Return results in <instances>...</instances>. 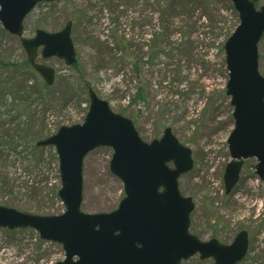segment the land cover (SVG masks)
Segmentation results:
<instances>
[{"label":"rangeland","instance_id":"rangeland-1","mask_svg":"<svg viewBox=\"0 0 264 264\" xmlns=\"http://www.w3.org/2000/svg\"><path fill=\"white\" fill-rule=\"evenodd\" d=\"M207 1L189 12L197 30L191 38L194 43L187 46L177 30L170 37L177 48L173 58L164 54L152 63L148 55L143 58L144 99L135 97L143 83L121 60L111 62L108 54L121 58L124 52L116 40L122 39L129 51L150 52V40L158 30L155 0L39 3L24 20L25 37H33L37 29L56 32L73 22L75 65L56 57L38 59L57 71L49 89L25 65L21 39L0 21V205L39 215L65 211L58 196L55 148L35 152L34 145L63 125L84 122L91 87L114 112L133 121L144 141L159 139L171 128L192 150L194 167L179 179L181 193L195 202L190 232L202 241L216 238L228 244L246 230L250 247L238 264H264V179L256 174V158L245 160L240 179L228 194L223 179L232 160L227 140L235 126L234 107L226 93L224 44L240 19L231 0ZM256 1L264 5V0ZM182 12L176 14V22L185 16ZM259 71L264 76V36L259 43ZM113 152L100 146L84 160L81 208L86 213L112 211L125 196L123 182L110 170ZM64 258L60 243L41 238L33 228H0V264H55ZM181 264H213V260L196 255Z\"/></svg>","mask_w":264,"mask_h":264},{"label":"water","instance_id":"water-1","mask_svg":"<svg viewBox=\"0 0 264 264\" xmlns=\"http://www.w3.org/2000/svg\"><path fill=\"white\" fill-rule=\"evenodd\" d=\"M54 0H0V21L9 33L21 37L32 67L53 85L56 69L37 61L58 57L67 65L76 61L72 21L57 32L38 29L24 37V20L39 2ZM240 22L224 44L229 71L226 93L234 107L235 126L228 138L233 160L224 182L229 193L237 184L244 160L255 157L256 172L264 178V76L259 71V42L264 35V5L231 0ZM89 111L83 123L63 125L38 145L54 146L59 159L65 205L59 215H39L0 205V228H33L41 238L60 243L65 258L56 264H181L196 254L214 264H237L249 244L246 230L231 244L202 241L190 232L193 198L179 189L180 177L194 167L192 150L166 128L163 136L144 141L133 121L114 112L107 100L88 89ZM100 146L113 149L110 170L124 184L125 196L109 212L86 213L84 160ZM173 164V167L169 165Z\"/></svg>","mask_w":264,"mask_h":264},{"label":"trees","instance_id":"trees-1","mask_svg":"<svg viewBox=\"0 0 264 264\" xmlns=\"http://www.w3.org/2000/svg\"><path fill=\"white\" fill-rule=\"evenodd\" d=\"M207 2V0H155V5L158 9V15L156 19V23H158V30L156 31V33L153 34L150 40V52L146 54H137V50L136 52L129 51L127 49V46L126 48H124V46L126 45V39H122L116 40L118 49L124 52V54L121 55V58H116V56L112 55V52H109L108 57L111 58V62L112 59L117 61L118 63H120L118 60H121L122 65H127L137 76V78H139L138 81L142 82L144 85V82L141 80V65L143 58L148 55V60L151 63L154 61L155 58L161 55L164 56V54L168 59L173 58V53L176 52L177 48L173 47V43L170 37L173 32H176L177 30L181 32V37L182 39H184V42L188 43L187 46H189V44L191 43H194L195 41H193L191 38L193 33L197 30L194 29V26L191 24L189 12L194 10L200 4L203 5ZM255 2L257 4L256 0ZM179 11L180 14L183 13L182 11H185V16L179 22H176V14ZM107 47L109 46L106 45V48ZM128 47H130V45H128ZM221 49L223 50V46L221 47ZM109 51L113 50L110 49ZM25 65L31 67L28 60L25 61ZM87 86L89 85L87 84ZM49 88L50 87L46 84L44 85V89ZM145 88V85L141 86V88L138 89L137 95L135 97L138 99H144ZM5 135L8 136V134ZM2 143H7V141L4 140ZM40 150H42V148L39 147L36 142L33 151L38 152Z\"/></svg>","mask_w":264,"mask_h":264},{"label":"flooded vegetation","instance_id":"flooded-vegetation-1","mask_svg":"<svg viewBox=\"0 0 264 264\" xmlns=\"http://www.w3.org/2000/svg\"><path fill=\"white\" fill-rule=\"evenodd\" d=\"M39 3H42V2H39ZM39 3H38V4H39ZM38 4H37V5H38ZM37 5H36V6H37ZM26 17H27V16H26ZM25 19H26V18H25ZM23 24H24V23H23ZM37 30H38V29H37ZM37 30H36V31H37ZM24 33H25V26H24ZM24 33H23V35H24ZM35 34H36V32H35ZM29 38H31V37H29ZM39 53H40V52H39ZM40 57H41V56H39V58H40ZM41 58H42V57H41ZM225 169H226V168H225ZM223 179H224V178H223ZM226 193H227V192H226ZM227 194H228V193H227ZM193 211H194V210H193ZM240 231H242V230H240ZM240 231H239V232H240ZM239 232H238V233H239ZM247 232H248V231H247ZM238 233H237V234H238ZM237 234H236V235H237ZM236 235H235V237H236ZM248 236H249V232H248ZM235 237H234V238H235ZM199 238H200V237H199ZM212 239H213V238H212ZM214 239H216V238H214ZM233 240H234V239H233ZM219 242H221V241H219ZM232 242H233V241H232ZM232 242H231V243H232ZM221 243H222V242H221ZM231 243H228V244H231ZM223 244H225V243H223ZM249 247H250V237H249V244H248L247 253H248V251H249ZM247 253H246V255H247ZM246 255H245V257H246ZM199 257H200V255H199ZM245 257H244V258H245ZM244 258H243V259H244ZM200 259H201V257H200ZM207 259H211V258H207ZM201 260H206V259H201ZM240 262H241V261H240ZM213 264H214V260H213Z\"/></svg>","mask_w":264,"mask_h":264}]
</instances>
